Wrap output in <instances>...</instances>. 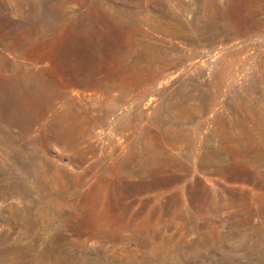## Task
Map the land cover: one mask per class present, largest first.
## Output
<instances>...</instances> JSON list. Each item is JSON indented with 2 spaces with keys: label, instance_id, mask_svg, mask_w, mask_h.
<instances>
[{
  "label": "rangeland",
  "instance_id": "rangeland-1",
  "mask_svg": "<svg viewBox=\"0 0 264 264\" xmlns=\"http://www.w3.org/2000/svg\"><path fill=\"white\" fill-rule=\"evenodd\" d=\"M0 264H264V0H0Z\"/></svg>",
  "mask_w": 264,
  "mask_h": 264
}]
</instances>
